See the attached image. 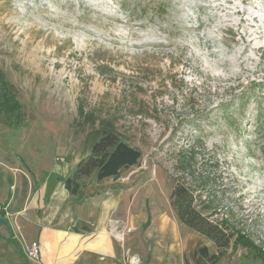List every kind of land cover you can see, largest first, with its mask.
Here are the masks:
<instances>
[{"label":"rangeland","instance_id":"rangeland-1","mask_svg":"<svg viewBox=\"0 0 264 264\" xmlns=\"http://www.w3.org/2000/svg\"><path fill=\"white\" fill-rule=\"evenodd\" d=\"M0 70L24 123L0 124L21 145L19 173H71L89 153L82 115L116 112L140 161L83 177L81 194L115 185L138 212L150 187L172 216L174 152L199 136L231 182L225 204L264 248V0H0ZM215 264L264 263L231 245Z\"/></svg>","mask_w":264,"mask_h":264},{"label":"crops","instance_id":"crops-1","mask_svg":"<svg viewBox=\"0 0 264 264\" xmlns=\"http://www.w3.org/2000/svg\"><path fill=\"white\" fill-rule=\"evenodd\" d=\"M18 142L0 139V264H212L199 248L216 252L214 244L163 211L154 189L138 212L134 195L115 185L71 194L69 166L19 173ZM32 241L37 258L27 254Z\"/></svg>","mask_w":264,"mask_h":264},{"label":"trees","instance_id":"trees-1","mask_svg":"<svg viewBox=\"0 0 264 264\" xmlns=\"http://www.w3.org/2000/svg\"><path fill=\"white\" fill-rule=\"evenodd\" d=\"M105 68L101 66L99 72L104 73ZM2 74L0 70V124L18 127L24 124L20 105L8 90L9 85ZM78 114H84L81 107ZM117 115L116 112L99 116L93 113L82 115L91 127L88 133L89 153L76 163L64 180L71 194L80 193V180L83 177L94 174L96 180L101 182L109 177L117 178L122 169L139 163L141 151L118 130ZM173 171L168 200L175 218L210 240L216 249V252H209L206 246H202L199 252L215 264L231 245H241L253 249L264 263V248L245 231L243 223L238 220L236 205L231 202L225 204L231 182L223 181L224 172L219 159L208 152L199 136H193L176 149Z\"/></svg>","mask_w":264,"mask_h":264},{"label":"built area","instance_id":"built-area-1","mask_svg":"<svg viewBox=\"0 0 264 264\" xmlns=\"http://www.w3.org/2000/svg\"><path fill=\"white\" fill-rule=\"evenodd\" d=\"M4 212L6 213V206L2 203H0V213ZM27 254L31 258H37L39 254V244L37 241H32L29 246L27 247Z\"/></svg>","mask_w":264,"mask_h":264}]
</instances>
